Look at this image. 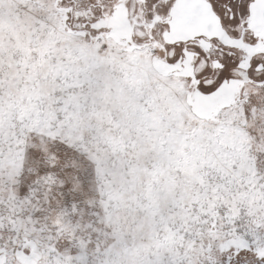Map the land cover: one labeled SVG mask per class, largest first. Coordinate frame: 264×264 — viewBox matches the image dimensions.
<instances>
[{
  "label": "snow or ice",
  "instance_id": "6c2138e0",
  "mask_svg": "<svg viewBox=\"0 0 264 264\" xmlns=\"http://www.w3.org/2000/svg\"><path fill=\"white\" fill-rule=\"evenodd\" d=\"M0 264H264V0H0Z\"/></svg>",
  "mask_w": 264,
  "mask_h": 264
}]
</instances>
